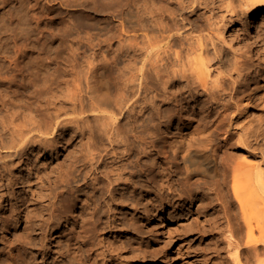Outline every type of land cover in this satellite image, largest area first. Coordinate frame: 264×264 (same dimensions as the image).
Here are the masks:
<instances>
[{"label": "bare ground", "instance_id": "6f19581e", "mask_svg": "<svg viewBox=\"0 0 264 264\" xmlns=\"http://www.w3.org/2000/svg\"><path fill=\"white\" fill-rule=\"evenodd\" d=\"M19 1L20 7L4 11V16L0 13V92L7 87L13 88L18 76L28 74L34 76L33 84L27 85L22 81L26 78L22 77L20 81L23 86L20 88L30 90L42 103H37V109L27 112L29 106L24 105L26 102L21 107L24 108L22 111L17 109L16 100L13 101L17 108H12L8 100L0 99V150H3L0 151V212L4 209V201H7L2 191H11L17 183L32 184L29 185L31 192L25 190L19 195L24 226L20 232H13L14 236L19 235V250L13 257L14 264H41L34 252H40L42 247L46 248L45 255L53 252L47 233L67 221L66 213L77 203L78 198H72V204L70 200L64 205L61 202L58 204L54 200V191L50 190L56 185L53 184L56 180L49 178L50 174L46 170L36 171L33 177L28 178L26 167L31 165H28V154L36 155L38 151L39 155H43L52 150L58 153V146L69 148L74 138L86 136L91 118L100 119V155L94 154V150L89 148L88 153L82 152L67 163V167L72 168L77 166L76 162L80 159L91 163L96 156H100V187H95L99 194L86 195L88 211L80 215L85 225L96 226L102 219L99 217L101 209L107 215V211L112 210L108 207L111 197L107 194L111 186L126 185L135 191L132 196L134 199L138 194L143 195L146 203L159 208L166 203L175 206L176 202L193 195L196 191L194 186L198 184V189L216 193L215 200L226 203V238L230 263L264 264V138H261L264 135V115L248 116L253 107L261 105L264 110V95L260 97L256 89L249 96L238 97L242 93L244 95L242 88L254 79L251 75L256 63H253L248 50L232 57L215 42L216 35L197 33L204 28L203 19L184 16L189 11L196 12L203 6L209 7L210 2L165 0V5L158 8L151 3L140 6L139 0H133L135 33L129 38L130 43L126 42L127 45L120 44L117 48L108 49V53H115L113 60L103 55L100 62H96L94 56L86 58L85 51L80 56V49L76 47L58 49V54L67 53L68 50L66 62L57 61L59 57L48 60L52 48L44 45L37 49L39 56H48L24 63L22 58L35 51L36 47H32L30 39L19 35L18 26L31 19V13L37 18V13H51L54 9L49 5L50 0L44 3L35 0L34 4L30 0ZM101 1L103 3L105 0ZM7 2L10 0H0L2 4ZM242 2L251 11L256 7H264V0ZM104 4L110 5V2ZM221 4L231 16L237 14L231 0H223ZM6 15L9 16L7 21L4 20ZM263 21L264 10L247 24L246 30L252 35L255 31L260 34L264 29ZM225 26L223 17L218 27L219 35L223 34ZM122 31H126L125 28ZM140 31L143 33L142 41L139 40ZM187 31L189 33L185 34ZM150 33H159L164 44H160L158 37ZM218 36L216 39L220 40ZM11 39L14 45L9 46ZM123 41L120 40L121 43ZM247 47L250 48L249 45ZM102 50L100 48V53H103ZM73 56L75 58L71 59ZM98 58L100 56L96 60ZM112 89H115V94ZM237 97L239 99L236 101ZM20 104L22 106V102ZM165 105L169 107L163 109ZM188 105H191L189 109ZM181 107L186 115L190 113L189 116L185 120L180 118L178 127L164 128V122L169 121L171 125ZM233 108L239 110L233 114L231 123H227ZM196 109H199L197 113L192 112ZM232 126L240 129L234 130ZM221 135L222 145L217 143ZM223 149L225 151L219 160V150ZM238 151L246 153L242 159V154L236 158L235 153ZM16 158L20 160L15 176L13 167ZM175 164L180 166L179 172L172 170ZM140 171L143 177L136 178ZM78 177L88 180L90 171L82 168ZM182 182L184 186H181ZM208 192L203 196L213 202ZM153 194L158 197L156 201L149 200ZM74 211L77 212L76 208ZM117 223L119 221L116 220ZM87 232V227L83 231L76 228L70 231L71 236L66 240L67 249L63 247L64 243L60 245L59 257L62 259L52 264H86V252L78 244L87 236ZM90 250H96L95 244L90 246ZM99 255L104 258L102 264H117L121 258L113 246L97 252L96 256Z\"/></svg>", "mask_w": 264, "mask_h": 264}, {"label": "rangeland", "instance_id": "374dc122", "mask_svg": "<svg viewBox=\"0 0 264 264\" xmlns=\"http://www.w3.org/2000/svg\"><path fill=\"white\" fill-rule=\"evenodd\" d=\"M208 1L210 2L209 7L203 6L196 12L189 11L184 14V16H190L192 19H203V21L205 22L204 28H201L199 31H197V33L201 35L214 34V36L219 35L218 27L222 24L224 17L226 26L222 30L223 34L218 36L220 37V40L216 39L215 36V42L232 57L234 55L237 56V54L238 56H240V53H244L246 50H248L252 55L253 63H256L251 75V77H253L254 79L250 80V82L242 88L244 95L242 93L238 97L241 98L242 96H249L253 92V90L256 89L258 90L259 96L264 95V29L260 32V34H257V31H255L256 36H254L255 33L252 35L246 30L247 24L255 19V16L260 11L264 10V7H256L251 11L248 7H245V5H243L242 0H231L237 12L236 15L231 16V14L227 12L226 8L222 6L221 3L223 0H207V2ZM44 2L45 0H42V3ZM50 2L51 3H49V5H52L54 9L51 13H37V18H34L33 13H31L32 15L29 16V18L31 19L26 22L23 21L18 26L20 32L19 35L30 39L32 47H36L35 51L30 52L26 57L22 58V60H24V63H29V61L35 60V58V61H37V59H43L48 56L46 54V56H43L42 54L41 56H39L40 52L37 49L43 47L44 45H47L49 49L52 48L51 55L49 54L50 59L48 60H53L54 58L56 59L57 57H59L60 59L57 61L66 62L65 59L69 57V52L67 50V53L63 52L61 54H58V49H60L61 47L79 48V52H81L80 56H83L85 53L86 58H91L92 56H94L97 59V57L100 56L98 60L95 59L96 62H100V59L103 57V55H106L108 59L110 58V60H113V58L115 57V53H108V49L110 47L117 48V46L120 44L127 45L126 42L130 43V41L128 40L135 33L133 0H105L103 1V3L101 0H56V2L55 0H50ZM52 2L54 5L52 4ZM109 2L110 5L104 4ZM9 3L11 5H9ZM20 3L21 2L19 0H10V2L3 4L0 3V13H3L2 15L4 16V13L12 7H20ZM30 3L34 4L35 0H30ZM145 3H151L158 8H162L165 5V0H139L140 6H144ZM5 7L6 9H3ZM159 15L160 13H158V16ZM5 17V21L9 20L8 15H6ZM207 19H209V21H207ZM116 24L118 25V28ZM123 24L125 25L124 27ZM67 25L68 27H66ZM119 25L121 26V28H119ZM113 27H115V30L113 29ZM30 28L32 29V31L30 30ZM122 28H125L126 31L123 32ZM49 33L51 34L49 35ZM188 33L189 31H187L185 34ZM109 34L114 37H111ZM138 34L139 40L142 41V31L138 32ZM150 35L157 36L160 44H164V41L159 33H150ZM35 36L37 37V39ZM65 36L67 37V39ZM33 37H35V39ZM120 40L124 41L121 43ZM69 42L71 43V45ZM76 44H79L80 47ZM8 45H14L12 39L10 40ZM36 45L39 46L37 47ZM248 45L250 47L249 49L247 47ZM209 47L212 48L213 46ZM100 48L101 50L103 49L101 51L103 53H100ZM91 53H94L95 55H92ZM111 53L114 56H112ZM32 54L34 56V59H32ZM70 58L74 59L75 57L73 56ZM120 64L122 65L123 63ZM27 75L24 77L18 76L13 88L7 87V90L5 89L3 92L1 91L0 99L2 98L3 100H8L9 106L12 108L18 107L17 109H21V107L27 105L29 106L27 107V112H31L32 109L38 108L37 103L40 104L41 99H37L30 90H23L22 88H20V86H23V83H21L22 81H24V83H26L27 85L33 84L32 81L35 78L32 79V77L34 76ZM29 76L31 77L29 78ZM22 77L26 79L22 80ZM255 79L257 80V82ZM257 85L259 87H257ZM17 87L18 89H21L23 91L18 90ZM13 91L16 92V95ZM112 92L115 94V89H112ZM11 96L13 98H10ZM27 96H29L30 98ZM238 97L235 99L236 101L239 99ZM203 99L204 98H202L201 100ZM13 100H16V103L18 105L17 107H15L16 103ZM235 100L234 103H236ZM21 102L22 106L20 104ZM23 103L25 104L23 105ZM191 105H188L187 108L189 109ZM215 106L217 105H214V107ZM168 107L169 105H165L163 109H167ZM262 107L263 106L261 105L258 107H253L248 112V116L250 115V117H252L254 114L264 115V110ZM28 108L30 109V111H28ZM21 110L23 111L24 108ZM198 110L199 109H196L192 112L197 113ZM233 110L235 111L233 112ZM236 110L239 109L233 108L231 110L232 112H230L227 123H231L230 121L234 116L233 114L237 112ZM177 113L176 118L172 121L171 125L169 121L164 122V128L171 126V128L173 129V127L180 126V118L185 120V117L189 116L190 114L187 113L186 115L182 107L177 111ZM196 124L197 122L194 123V126H196ZM232 128L234 130L240 129V127L236 129L234 128V126H232ZM88 130L92 133H90ZM87 131L88 133L86 134V136H76L77 138H74V141H72V145L69 147L70 149L67 146H58L56 149L58 153L54 152L55 150L49 151V153H43V155H39L40 153H38V151H36V155H32L30 153L28 154V157L30 156V162L28 163V165H31L27 166L28 168L25 166L26 163H24V161L22 162V164H24V167H26L28 171V178L33 177L36 171L39 173L40 171L46 170L47 173L50 174L49 178H54L53 180H56L53 181L54 183L52 182L56 185L52 184L53 188L50 190L54 191V195L57 198H55L54 195L53 197L58 204L61 202L60 204L64 205L69 200L72 204L71 199H75L74 197L78 196V198L76 199L77 203L75 205H72L70 210L66 213V218L68 217L67 221L60 225H56L51 229V231H49V233H47V238L50 242V248L53 250V252L45 255V247H42L40 252H34L35 255L38 256L39 263L52 264L57 260H61L62 257H59V250L60 247L64 244L65 245L63 247L65 248V250L67 249L66 240L71 236L70 231L72 232V230L75 228L78 231H83L84 227H87V236L85 238H82L81 243L78 244V246H80V248H82L86 252V264H102L104 258L100 255L97 257L96 253H100L103 250L107 249V246H113V248H115V251L117 253H120L121 258L117 264H150L154 262H156L157 264H232L230 263L231 261L228 258V246L226 238V203L223 204L221 203V201H216V193L204 191L201 188L198 189V184L194 186L196 187V191L195 193H193V195L188 197L186 195L187 198H185L181 202H176L177 204H175V206L166 203L164 206L162 205L159 208H155L153 205L146 203L147 200L143 197V195L138 194L134 199L132 196L135 194V191H132V188H127L126 185L121 184V186L124 187L111 186V190L108 191L107 194H109V196L111 197L109 200L110 206L108 205V207H110L112 210L109 212L107 211V215L105 212H103V209H101L100 211L99 208V211L102 213L100 214L99 212V217L101 216L102 219L97 222L96 226L89 225L88 223L85 225L84 221L80 219V215L84 212L87 213L88 211L86 206L88 202V196L86 197V195L93 194L94 196H97L99 194L96 192L95 187H100V156H96V158L92 161L93 163H87V161H83L84 159H80V162H76L77 166H73L72 168L67 167V163H69L71 159L75 158V156L81 155L82 152L88 153V150L90 149L94 150V154L100 155V119L97 120L95 118H91ZM222 138L223 136L221 135L217 141V143H221L220 145L223 144ZM261 138H264V135L261 136ZM89 143L91 144V147ZM88 145L89 147L87 149ZM224 151V149L223 151L219 150V160L221 158L220 156H222L221 153ZM244 153V151L236 152V158L237 156L239 157L242 154V159ZM19 160V158H16V164H14L13 167L15 176L18 172L17 165L19 163ZM143 160L148 159L144 158ZM91 164H94V166H92ZM82 168H86V171L88 172L90 171V178L88 180H84L82 177H78ZM172 168V170H176L177 172L180 171V166L178 164H175ZM59 171L61 172L59 173ZM141 176L143 177V173H141L140 171V173H138V175H136L135 177L142 178ZM183 183L184 182L180 183L181 186H184ZM29 185L32 184H29V182L23 184L17 183L11 191L9 189L6 191H2L3 194H5L7 201H4V209L2 212H0L1 264H8L11 262L12 264H14L13 257L18 253L17 251L19 250V242L17 240L19 238V235L14 236L13 232H20L21 227L24 226L23 217L21 214L23 206H21L19 202V195L24 193L25 190L29 191ZM184 188L188 187L185 186ZM5 192H7V194ZM207 192L211 195L210 197L213 198V202L204 197L206 196ZM213 194L216 195L213 196ZM157 199L158 197L153 194V196L150 197L149 200L156 201ZM83 200H85L86 202ZM82 204H85V206ZM74 208H76L77 212L74 211ZM16 214L18 215V217ZM116 220L117 222L119 221V223H117L119 225V228H117V224H115ZM92 230L94 231V233L92 232ZM92 244H95L96 250L94 252L93 250L89 251ZM4 256L5 258H3ZM6 257L8 258V260Z\"/></svg>", "mask_w": 264, "mask_h": 264}]
</instances>
